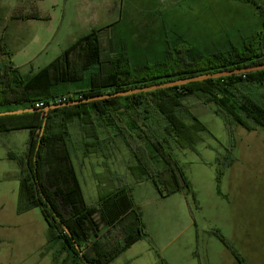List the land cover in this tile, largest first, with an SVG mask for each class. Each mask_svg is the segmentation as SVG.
Returning a JSON list of instances; mask_svg holds the SVG:
<instances>
[{
  "label": "trees",
  "instance_id": "1",
  "mask_svg": "<svg viewBox=\"0 0 264 264\" xmlns=\"http://www.w3.org/2000/svg\"><path fill=\"white\" fill-rule=\"evenodd\" d=\"M251 3L264 17L257 3ZM258 37L241 47L194 57L188 55L191 48L181 43L179 48L167 47L163 61L135 67L124 54L109 55L99 32L92 31L30 77L9 63L0 67V112L36 109L37 102L44 107L55 105L51 100L65 95L71 102L264 65V47L257 44ZM86 74L84 88L69 90L82 83ZM190 98L196 102L186 104ZM11 105L14 109L4 108ZM199 105L213 107L229 134L237 126L264 131V71L57 108L46 115L36 111L0 116V132L29 133L23 154H8L19 169L16 211L22 214L37 208L41 212L47 224L51 264H110L136 242L151 243L131 187L150 182L161 199L174 194L192 196L175 149L193 150L199 134L207 131L191 109ZM120 147L128 156L126 171L131 182L113 174L104 163L108 183L98 182L97 200L88 203L75 157L107 159L111 149ZM224 169L217 170L215 177L219 195ZM93 174L97 181L103 178L102 173ZM101 185L109 187L107 192L102 193ZM212 234L238 260L220 232L213 230Z\"/></svg>",
  "mask_w": 264,
  "mask_h": 264
},
{
  "label": "rangeland",
  "instance_id": "2",
  "mask_svg": "<svg viewBox=\"0 0 264 264\" xmlns=\"http://www.w3.org/2000/svg\"><path fill=\"white\" fill-rule=\"evenodd\" d=\"M252 1L264 12V0ZM35 4L48 19L21 27L24 42L11 47L7 55L0 54V67L11 60L25 78L60 55V40L66 30L99 32L109 55L124 54L139 67L163 61L169 53L167 47L179 48L181 43L191 48L188 55L192 57L241 47L258 36L257 44L264 47V21L251 4L237 0H0V14L21 7L26 11ZM142 20L152 24H140ZM2 25L9 28L11 22L0 21ZM133 35V41L139 44L155 43L152 40L159 36L164 46L135 51L131 46ZM87 82L88 74L82 83L68 88H84ZM195 102L193 98L185 100L186 104ZM4 108L12 110L14 106ZM191 109L207 131L199 134L200 141L193 150L175 149V154L193 194L184 195V203L180 196L153 201L151 183L135 187L136 201V193L142 191L144 225L151 243L143 244L147 254L135 247L127 256L142 254L136 264H161L158 256L165 264H264V131L237 126L229 134L213 107L199 105ZM16 134L13 140L2 133L0 141L20 156L23 144L19 143L20 133ZM127 158L123 147L111 149L107 159L94 156L83 160L79 154L75 157L88 203L97 200L98 182L108 179L104 163L113 174L131 182ZM222 168L225 171L219 195L215 177ZM0 170L6 172L0 173V181L6 180L0 183V264H51L52 255L46 248L47 224L39 209L15 213L18 167L0 160ZM93 172L102 173L103 178L95 180ZM100 187L102 193L109 188ZM213 230L220 232L238 260L212 234Z\"/></svg>",
  "mask_w": 264,
  "mask_h": 264
},
{
  "label": "crops",
  "instance_id": "3",
  "mask_svg": "<svg viewBox=\"0 0 264 264\" xmlns=\"http://www.w3.org/2000/svg\"><path fill=\"white\" fill-rule=\"evenodd\" d=\"M237 1H239V0H237ZM247 4H251L254 7L255 11L257 12L255 6L252 3H247ZM0 16H2V19H0V21H6V22L10 21L11 22V26L9 28L6 27L5 25H2L0 27V54H2V56H4L3 54H5V55L9 54L8 52L11 51V47L12 48L13 47H18L19 44L24 42V40L22 39V36L20 34L21 27L27 26V25H32L33 23L45 22L48 19V15L44 11H42L40 9H37L36 4L33 6V8H31L29 10L25 11V9H22V7L21 8H16V9L13 8L12 12H9L7 15L6 14H0ZM260 17H261L262 21H264V17H262V16H260ZM144 23L152 24V22L150 20H142L140 22V24H144ZM76 26H79V23H77ZM85 34H87V33L79 32L77 30H72L70 32L68 30H66L65 31V35L60 40V44H61L62 47H60L58 54H61L62 50H64L67 47H69L73 42H75L76 39H78L79 37H81V36H83ZM134 39H136L135 35H133V37H132V45H131L132 49L135 50V51H138V50L141 51V50H146V49H149V48H154V47H159V46L163 47L164 46L163 38H161L159 36L157 38L155 37L154 40H152V41H156L155 43H140L139 44V43H135L133 41ZM36 40L37 39L31 40V41H36ZM147 40H149V35L148 34H147V37H146V41ZM112 51H114V50H112ZM123 53H126L128 55V53L126 51L123 52ZM129 60L132 63L131 58H129ZM8 62H9V64H11V66L16 67L12 63L11 60H9ZM5 64H8V63H5ZM132 65L135 66V67H139L138 65H134L133 63H132ZM2 133L10 136L11 139H13V140L16 139V135H17L16 133H20L19 134L20 135L19 136V138H20V142L19 143L23 144V148H22V154H23V152H24V150L26 148V144H27L28 139H29L28 131L27 130H20V131L0 132V135ZM9 153L15 154L9 145H7L5 143H2L0 141V156H1L0 160H4V161H7V162H13V164H15L17 166V164L14 161L9 159V157H8ZM18 171H19V169H18ZM0 173L6 174L5 171H1V170H0ZM16 180L18 181V184H19V176H18V178ZM4 181H6V180H2V181H0V183L4 182ZM148 183H150V182H142V183L133 185L131 187L132 198H133L135 204L140 207V210L142 212V216H144L143 215V213H144L143 212V200H142L143 197L141 195L142 191L139 190L138 193H136L138 198H139V201H136L135 196H134L135 193L133 192L134 191L133 189L135 187H141V186H143L145 184H148ZM151 187H153V191H154V195H152L149 192V194L152 195V200L153 201H160L159 199H161V198H159L156 190L154 189V186L152 185ZM175 196L183 197L182 198L183 199L182 200L183 203H184V200L186 201V199H184V194H174V195H172V196H170L168 198H165V200L166 199H171L172 197H175ZM13 207L15 208V213H17L16 212V207H17L16 201L14 202V206ZM143 221L145 223L144 219H143ZM150 238H151V236H150ZM144 243H147V245H149V242L146 241V240L138 241L135 244H133L128 250H126L124 253H122L120 256H118L110 264H136L138 262V260H140L142 254H140V253L139 254H131L132 256H127V255H129L128 253H131V251H133V249L135 247H140L141 251L144 250V253L147 254L148 251L146 249V246L145 247L143 246ZM119 259H122V260L120 261Z\"/></svg>",
  "mask_w": 264,
  "mask_h": 264
},
{
  "label": "water",
  "instance_id": "4",
  "mask_svg": "<svg viewBox=\"0 0 264 264\" xmlns=\"http://www.w3.org/2000/svg\"><path fill=\"white\" fill-rule=\"evenodd\" d=\"M257 71H264V65L249 66V67H245V68H241V69H235L233 71H223L220 73L199 75L196 77L171 81V82H167V83H163V84H159V85H153V86L144 87V88L127 90V91H123V92H116V93L106 94L103 96L91 97V98H87V99L74 100V101L66 102V103H62V104L49 105V106H46V107L39 109V110H37V109H19V110L7 111V112H0V116L19 115L22 113L36 112V111H42L46 115L49 111L57 109V108L73 106V105H78V104H82V103L102 101V100L118 98V97H126L129 95H135V94L144 93V92H151V91H158V90H163V89H168V88H173V87H179V86L187 85L189 83L201 82V81H205V80H214V79H219V78L230 77L233 75H244V74L257 72ZM43 125H44V123H43ZM43 125H42L41 131H40V136H41L42 131H43Z\"/></svg>",
  "mask_w": 264,
  "mask_h": 264
},
{
  "label": "built area",
  "instance_id": "5",
  "mask_svg": "<svg viewBox=\"0 0 264 264\" xmlns=\"http://www.w3.org/2000/svg\"><path fill=\"white\" fill-rule=\"evenodd\" d=\"M69 95L68 96H60V97H56L54 99L51 100V103L52 104H61V103H64V102H67L68 99H69ZM44 107V104L42 102H37L34 104V108L36 109H41Z\"/></svg>",
  "mask_w": 264,
  "mask_h": 264
}]
</instances>
